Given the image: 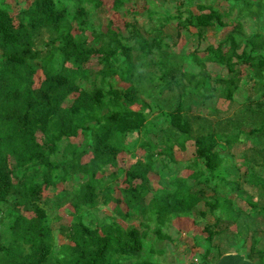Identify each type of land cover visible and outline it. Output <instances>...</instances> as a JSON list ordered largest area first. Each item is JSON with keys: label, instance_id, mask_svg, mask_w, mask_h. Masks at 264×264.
<instances>
[{"label": "trees", "instance_id": "1", "mask_svg": "<svg viewBox=\"0 0 264 264\" xmlns=\"http://www.w3.org/2000/svg\"><path fill=\"white\" fill-rule=\"evenodd\" d=\"M16 1L13 16L0 0V264H163V243L171 239L164 230L176 219L210 213L206 261L214 239L242 215L235 198L264 219V178L256 171L264 170V104L253 99L264 96V34H247L243 26L264 17V0H226V12L175 0L174 14L146 0L139 11L137 0H112L113 12L145 19L142 26L125 23L126 36L110 23L90 24L102 0ZM172 23L177 35L191 33L198 45L210 29L228 31L202 54L178 53L164 32ZM92 56L101 66L93 78L84 67ZM208 64L225 69L226 77L215 78L222 89L208 84ZM240 67L253 83L248 91L240 87ZM37 71L43 80L34 87ZM118 81L126 88H116ZM239 95L242 103L229 115L204 104L209 114L193 113L197 100L233 106ZM79 136L80 143L70 141ZM248 142L252 158L243 155L245 171L232 178L237 166L218 148L229 152ZM122 155L133 160L126 168L118 166ZM152 181L161 186L151 190ZM243 184L262 190L261 205ZM48 189L55 191L41 201ZM110 204L111 214H103ZM65 206L71 221L54 231L59 217L51 213ZM56 233L65 243L57 244ZM238 236L243 249L246 236ZM256 243L248 261L256 253L255 264H264Z\"/></svg>", "mask_w": 264, "mask_h": 264}, {"label": "rangeland", "instance_id": "2", "mask_svg": "<svg viewBox=\"0 0 264 264\" xmlns=\"http://www.w3.org/2000/svg\"><path fill=\"white\" fill-rule=\"evenodd\" d=\"M23 0H17V4L22 2ZM206 2L209 5H212L215 9H217L219 12H226L229 10V6L226 2V0H194V4ZM147 4H153L155 6H159L161 8V12L168 11L171 14L175 13V5H177L175 0H146ZM7 3H9L12 7L14 14L17 11V6L14 0H7ZM103 7L99 10L93 12L89 15L88 19L90 24H93L95 26H102L103 28L108 25V23L111 24L113 28H117L121 31V33L126 36L127 32L125 30V23L131 21L132 19L137 22L138 25L142 26L145 24V19L141 16H138L137 14H134V11L132 14H129L127 16H122L121 14H117L112 11L111 5L112 0H102ZM137 6L134 7V10L139 11L141 9V6L146 4L145 0H137L136 1ZM191 9L196 12V8L193 6ZM234 9L231 13L232 15H235ZM224 22H227V19H223ZM174 23L171 25H167L164 29V32L166 35L169 36V41H175L176 46L173 47L171 50L178 52V53H186L189 51H192L194 49H198L199 53L202 54L203 50L208 45L217 46L218 42L222 40V36L228 31V28L222 29V30H216V29H210L206 35V38L199 43L197 39L191 35V33L185 34L184 32L177 35L175 32L176 29H174ZM243 26L244 30L247 34H251L253 32H260L264 34V17L260 21H253V20H243ZM76 31H73V34H75ZM87 35L89 36V32H87ZM90 39V38H89ZM84 67L89 71V76L93 78L95 76V72L98 71L101 66L98 63V57L92 56L90 60L84 64ZM207 70L211 74V78L208 80V84L213 87L212 90H220L223 87L220 85H217L215 83V78L219 77H226L227 73L225 69L220 68L218 66H214L212 64L207 65ZM245 69L244 67H240V87L242 90L246 89L247 91L250 90L253 83H249L245 79ZM43 80L42 73L40 71H37L35 77H34V87H38L40 82ZM84 88H89L87 84H83ZM115 87L119 89L126 88V84H123L121 82H116ZM168 97V96H165ZM236 103L235 105H231L230 103L222 100V99H216L215 102L212 104L210 101L204 102L202 100H197L194 104L193 113L198 116H204V114L207 113L206 107L208 106H214V108L219 111L220 113H226V115H229L232 111L238 108V104L242 103V95H239L236 97ZM259 99L264 104V96L257 95L253 99ZM206 106H204V105ZM232 106V107H231ZM217 116H221V114H218ZM210 118H213V114L209 115ZM135 140V137L132 136L129 138V143L131 144ZM73 143H80L81 137H77L74 139H70ZM252 148V143L248 142L245 144L239 143L236 146H234L229 152L226 151L225 148H218L219 152L222 156L231 158L232 163L237 166V170L234 169V173L232 174V178H235L237 175L242 174L245 171V168L241 166L242 164V158L243 155H247V159L252 158V154L250 152ZM138 155L142 156L143 153H140L138 151ZM175 157L178 161H181V156L177 152L175 154ZM88 160L87 157H84L82 159V162H86ZM118 166L122 168L128 167L130 163L133 162L132 158L130 159L129 156L124 157H118ZM258 175L262 178H264V170L256 169ZM180 176H187L188 171L182 170L179 172ZM80 181V179L76 178L72 183H68L64 186L58 185L56 187V191H59L61 189L70 188L74 183H77ZM161 183L152 181L150 183V189L155 190L157 187H160ZM242 190L245 194L251 196L254 198L259 205L263 203V197H262V190L258 188H254L249 186L248 184L242 185ZM217 190H220L218 188ZM55 190L54 189H48L42 192L40 198L41 201H43L45 198H50ZM208 196L213 195V191L206 190ZM230 195V194H229ZM116 196H118V193L116 192ZM235 205L241 209L242 215L238 219V222L236 225H231L227 230H224L221 236L216 237L211 244L212 254L208 256L206 261L202 260V256L204 254V251L207 247L204 243L205 233L203 231V227L205 224H214V217L210 213L207 214V216L203 219L200 217H193L190 219H186L184 221H173L170 228L164 230L167 235L170 236V241L166 240L163 243L164 248V254L159 257L160 261L163 264H219L221 259L224 256L229 255L230 253H239L238 255H247L248 260V254H250V249L252 246L253 238L256 239L257 243L255 244V251L264 249V220L262 218H259V216L256 215L255 211L250 210L247 203L244 202L242 198H235ZM113 204H110L108 207L102 208V213L110 215L111 210L113 209ZM200 210H204L205 207L200 205ZM71 208L68 206L63 207L62 209L58 210L57 212H52L51 217H59V220L52 221V228L54 231H56L60 226H68L71 217H70ZM26 217H32L31 214L23 213ZM120 224L123 227H136L135 225H128L126 223H123L119 221ZM253 230V231H252ZM239 233V234H237ZM244 234L246 237L245 240V246L243 249L239 248L240 244L237 242L239 239L240 234ZM238 236V237H237ZM56 239L57 244L61 245L65 243V239L61 237L58 233H56ZM204 243V246L202 245ZM218 246V251L220 253V256L217 257V251L215 250V246ZM237 246V247H236ZM250 247V248H249ZM204 251H203V250ZM253 262L248 261L247 263H257L258 259L255 253V256L251 257ZM223 260V259H222ZM205 262V263H204ZM244 264L246 262H243Z\"/></svg>", "mask_w": 264, "mask_h": 264}, {"label": "crops", "instance_id": "3", "mask_svg": "<svg viewBox=\"0 0 264 264\" xmlns=\"http://www.w3.org/2000/svg\"><path fill=\"white\" fill-rule=\"evenodd\" d=\"M124 156H127V155H122L121 157H124ZM159 188V187H157ZM156 188V189H157ZM261 218V217H259ZM263 219V218H262ZM186 220V218H179V219H176L174 221H184ZM264 220V219H263ZM253 231V230H252ZM237 247V246H236ZM250 248V247H249ZM203 250V249H202ZM204 251V250H203ZM223 259V260H222ZM221 259L220 263L219 264H244L243 262H246L245 264H253V263H247L248 260H246L245 256L243 255H238L236 252L235 253H230L229 255L227 256H224L223 258ZM255 264V263H254Z\"/></svg>", "mask_w": 264, "mask_h": 264}]
</instances>
